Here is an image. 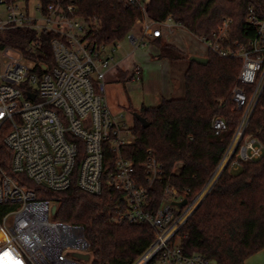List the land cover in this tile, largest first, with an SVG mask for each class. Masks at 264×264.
<instances>
[{
    "label": "built area",
    "instance_id": "obj_1",
    "mask_svg": "<svg viewBox=\"0 0 264 264\" xmlns=\"http://www.w3.org/2000/svg\"><path fill=\"white\" fill-rule=\"evenodd\" d=\"M31 1L0 0V142L11 150V170L53 191L69 188L74 180L91 194L113 190L118 212L112 221L147 223L154 231L139 264H217L200 252H185L179 232L224 169L264 157V143L246 133L264 89V0L249 9L245 31L255 30L249 39L233 40L234 19L228 15L210 36L198 38L208 51L242 61V87L233 90L242 115L200 193L179 206L184 196L167 183L156 208L150 198L155 183L163 181L162 166L152 155L140 162L124 156L136 141L133 123L123 112H113L105 97L106 73L120 45L96 41L95 23L78 14V0H34V13ZM146 1L127 0L144 13L136 23L139 33L127 34L135 49L164 37L163 27L166 34L173 32L171 18L159 22L146 15ZM12 29L34 33L25 51L5 44L3 34ZM43 35L50 36L51 65L35 62L30 54L41 48ZM141 77L136 64L131 79ZM246 87L252 88L250 94ZM211 126L216 135L230 129L222 117ZM52 206L0 163V264H88L76 256L91 251L83 226L54 219Z\"/></svg>",
    "mask_w": 264,
    "mask_h": 264
},
{
    "label": "trees",
    "instance_id": "obj_2",
    "mask_svg": "<svg viewBox=\"0 0 264 264\" xmlns=\"http://www.w3.org/2000/svg\"><path fill=\"white\" fill-rule=\"evenodd\" d=\"M142 2L144 0H141ZM263 0H148L146 15L155 21L171 18L194 37L210 36L223 16L234 19L233 40L245 41L250 8ZM77 12L95 24L98 42H118L131 32L137 20L144 18L138 5L127 0H78ZM35 37L29 29H12L3 34L5 44L25 51ZM42 45L31 52L38 63L51 65L50 36H42ZM156 59L188 60L184 73L185 94L164 98L157 106H142L138 112L148 126L134 118V145L123 150L136 162L148 155L162 166L163 181L155 183L151 208L161 202L163 188L173 184L185 199L197 196L218 166L229 138L242 112L236 108L233 90L241 86L238 75L242 61L208 51L206 63H198L163 37L154 38ZM118 80L127 72L118 69ZM242 87V86H241ZM248 94L252 88L246 87ZM135 112V111H134ZM226 120L230 129L216 135L212 121ZM246 133H253L264 143V89L248 123ZM2 135V134H1ZM3 135L1 136V138ZM0 163L7 174L35 191L37 198L56 206L54 219L81 225L91 242L88 264H132L152 242L154 231L147 223H115L117 194L105 188L99 194L81 190L75 180L62 191L37 185L23 173L11 170V150L0 142ZM180 244L187 253L200 252L217 264H246L247 259L264 249V157L243 162L240 170H223L210 192L185 222Z\"/></svg>",
    "mask_w": 264,
    "mask_h": 264
},
{
    "label": "rangeland",
    "instance_id": "obj_3",
    "mask_svg": "<svg viewBox=\"0 0 264 264\" xmlns=\"http://www.w3.org/2000/svg\"><path fill=\"white\" fill-rule=\"evenodd\" d=\"M35 11V1L30 2V12ZM173 32L166 34L164 29L165 41L173 42L181 50L186 52L189 58L206 55L208 50L205 45L197 38L179 28L173 22ZM140 24H136L132 30L139 33ZM120 46L115 53V61L124 60V65L129 70L133 65L139 64L144 69L145 85L142 81L115 80L114 77L105 78V97L110 109L113 112H123L127 120L131 123L134 121L133 112L139 111L142 106H157L164 98L178 96L180 88H183L184 70L172 69L171 62L166 59L154 58L156 45L154 39L147 42L142 47L134 51V46L129 40V35L124 36L117 42ZM31 66L30 62H26ZM179 64L183 66L188 64V60H180ZM113 66L115 63L113 62ZM173 73L176 76H173ZM171 92V93H170ZM233 170V172L239 171ZM246 264H264V249L251 255Z\"/></svg>",
    "mask_w": 264,
    "mask_h": 264
},
{
    "label": "crops",
    "instance_id": "obj_4",
    "mask_svg": "<svg viewBox=\"0 0 264 264\" xmlns=\"http://www.w3.org/2000/svg\"><path fill=\"white\" fill-rule=\"evenodd\" d=\"M180 28V27H179ZM152 40V39H151ZM150 42V41H149ZM170 42V41H169ZM172 44H174L173 42H170ZM175 45V44H174ZM178 47V46H177ZM179 48V47H178ZM138 48H134L133 50L136 51ZM158 53V49L155 48V52L153 53L154 55H156ZM200 57H205V55L203 56H200ZM167 60V59H166ZM124 60H119V61H114L115 65H111L110 69L107 71L106 73V77H114L115 80H118V74H117V71L118 69H122L123 71L127 72V80H132L131 79V72H132V69L133 67L129 70V68H126L125 65H124ZM169 62H171V65H172V69L175 70V69H180V70H184V73H185V69L187 67V64L186 65H182V64H179V61H172V60H167ZM136 65V63L134 64ZM133 65V66H134ZM139 65V64H137ZM140 66V65H139ZM141 67V66H140ZM141 72H142V77H141V81H142V84L145 85V74H144V69L141 67ZM184 73H183V88H180L179 89V92H178V96H175V97H167V98H178V97H182L184 96L185 94V85H184ZM173 76H176L174 73H173ZM119 81V80H118ZM133 81V80H132ZM171 93V92H170Z\"/></svg>",
    "mask_w": 264,
    "mask_h": 264
},
{
    "label": "water",
    "instance_id": "obj_5",
    "mask_svg": "<svg viewBox=\"0 0 264 264\" xmlns=\"http://www.w3.org/2000/svg\"><path fill=\"white\" fill-rule=\"evenodd\" d=\"M191 59H193L194 61H196V62H198V63H206V62H207V58H206V57L196 56V57H193V58H191ZM132 114H133L134 118H136L138 121H140L141 124H142L144 127L148 126L149 123L147 122V120H146L143 116H141L138 112L135 111V112H133ZM186 203H187V199H184L182 202H179L178 205H179V206H184ZM197 206H198V205H197ZM196 208H197V207H196ZM55 210H56V206L53 205V206H52V209H51L52 213H54ZM76 256H77L78 258H82V259H84V260H88V259H89V255H88V254H76Z\"/></svg>",
    "mask_w": 264,
    "mask_h": 264
},
{
    "label": "bare ground",
    "instance_id": "obj_6",
    "mask_svg": "<svg viewBox=\"0 0 264 264\" xmlns=\"http://www.w3.org/2000/svg\"><path fill=\"white\" fill-rule=\"evenodd\" d=\"M142 258H145L142 254L132 263V264H139L140 260Z\"/></svg>",
    "mask_w": 264,
    "mask_h": 264
}]
</instances>
